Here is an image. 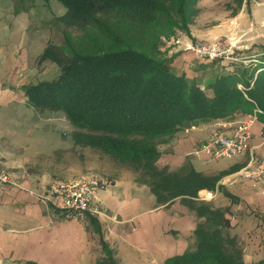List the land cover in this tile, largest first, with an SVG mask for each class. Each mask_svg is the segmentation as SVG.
<instances>
[{"label": "crops", "instance_id": "crops-1", "mask_svg": "<svg viewBox=\"0 0 264 264\" xmlns=\"http://www.w3.org/2000/svg\"><path fill=\"white\" fill-rule=\"evenodd\" d=\"M255 1L197 0L189 33L182 32L168 41L181 49L171 57H175L174 64L189 66L197 57L191 47L226 36L234 23H242L250 3L257 15L260 3L253 6ZM9 14L0 10V162L13 173L18 185L0 192V264H98L102 260H97L91 242L96 235L100 245L103 242L108 247L115 264H166L194 251L200 221L196 213L182 198L158 204L150 188L138 183L131 171L114 169L104 181L100 179L103 189L96 191L102 211L99 216L80 218L33 195L59 182L52 177L57 162L53 161L51 168L47 162L56 153L74 148V143L53 134L60 124L39 119L28 104L24 92L29 86L28 73L14 72L28 55L29 15L17 10ZM255 118L249 149L241 156L215 159L195 154L213 134L224 130L219 124L233 127L240 120L230 119L199 122L178 132L160 146L157 162L159 169L169 172L190 163L197 173L219 179L214 192H199L197 202L239 214H228V218L230 236L244 240V264H264V197L243 177L254 159L264 158V115Z\"/></svg>", "mask_w": 264, "mask_h": 264}, {"label": "trees", "instance_id": "trees-1", "mask_svg": "<svg viewBox=\"0 0 264 264\" xmlns=\"http://www.w3.org/2000/svg\"><path fill=\"white\" fill-rule=\"evenodd\" d=\"M14 1L23 6L29 0ZM56 1L66 8L59 21L68 29L97 35L88 33L80 49L67 38L61 47L48 46L40 61L55 63L60 74L25 87L28 104L37 112L63 113L75 128L74 148L100 151L128 168L158 204L182 198L196 213L195 250L166 264H244L228 233L229 211L197 202L199 192H214L219 179L197 173L190 163L169 172L157 162L160 146L196 123L248 119L256 109L264 113V53L253 70L222 73L203 89L197 76L179 73L175 57L166 59L159 51L163 38L177 30L189 33L197 0ZM101 245L108 258L98 264H115Z\"/></svg>", "mask_w": 264, "mask_h": 264}, {"label": "rangeland", "instance_id": "rangeland-1", "mask_svg": "<svg viewBox=\"0 0 264 264\" xmlns=\"http://www.w3.org/2000/svg\"><path fill=\"white\" fill-rule=\"evenodd\" d=\"M257 3H260L259 13L257 15L252 13L250 3L244 13V19L241 20L242 23H234L232 29L228 31L226 36H220L211 42L201 41L194 44L213 46L217 43L225 42V45L233 46L232 51L226 58L206 60L196 57L195 61L189 64V66H183V68L176 67V71H179V73H188V75L192 77L197 76V81L202 88L205 89L211 79L222 73H232L238 69H246L247 71L253 70L256 65L255 63L262 58V54L264 53V0L255 1L253 6H256ZM235 4L234 2L233 5ZM24 6H26L27 10L19 12H24L29 15L28 29L26 31L27 38L29 39V49L28 55L23 59L22 66L18 67L14 73H28L29 85L38 84L43 81H52L58 78L60 70L59 67L51 61H40V57L45 49L50 45L56 47L65 45L66 38L68 43H71L72 47L80 49L82 46L84 47L85 43L83 40L88 33L90 35H97V33L93 32L92 29L86 32L73 28L68 29L59 21V18L66 13V8L56 0H29L23 6L20 1L0 0V10L7 15L9 13L12 14L16 10L18 11L19 8ZM195 15L196 13L193 14L191 21ZM91 32H93V34ZM153 33L154 32H152V34ZM157 33L158 32H155L153 36ZM180 34H182V31L177 30L176 35L170 39L163 38L161 40L159 51L163 54L164 58L171 59L175 52L181 50L177 46L168 44V41L176 39V36H181ZM98 38H100L98 41L104 44V36L99 34ZM151 38L152 36L150 39ZM180 47L182 49L185 48L181 45ZM97 51H99V48ZM14 58H16L15 55ZM12 62L14 65L15 61L13 60ZM8 63L9 60L6 61V64ZM36 113L38 118L41 117L45 120L51 119L58 122L60 126L57 127V130L53 131V134H58L62 139H66L64 141L71 139L73 142L72 134L75 132V128L67 121L63 113H54L50 111H36ZM233 129H235V126L232 128L228 127L220 132L225 131V133L231 134ZM228 131H230V133ZM62 153H64V155ZM53 161L57 162L58 167L54 168L55 173L53 172L54 175L52 177L59 182L86 179L102 185L101 180L104 181V178L106 179L110 171L114 169L128 170V168H124L120 166V164L110 160L104 153L90 148H72L69 151H60L56 153L54 158H50L47 162L50 168L52 167ZM69 176L71 180H67ZM222 204L223 203H220V205ZM222 209H225V207H222ZM235 213L236 212L230 211L229 214L233 217L239 216V214L235 215ZM228 233L233 235L230 230ZM93 237L91 242L94 255L98 261H103L105 255L97 238L98 236L96 235V237ZM237 243L243 251L242 246L244 245V240L241 239V241H237Z\"/></svg>", "mask_w": 264, "mask_h": 264}, {"label": "built area", "instance_id": "built-area-1", "mask_svg": "<svg viewBox=\"0 0 264 264\" xmlns=\"http://www.w3.org/2000/svg\"><path fill=\"white\" fill-rule=\"evenodd\" d=\"M225 42L213 46L194 45L191 50L197 57L206 60L224 59L232 51L233 46H227ZM255 115L248 119H240L231 134L216 132L207 142L200 146L196 155H207L215 159H231L245 154L252 140L251 128L257 114L264 113L256 109ZM226 129L231 126L219 124ZM243 177L251 181L264 197V158H256ZM17 179L0 162V192L6 188L16 187ZM103 189V185L96 182L81 179L70 183L57 182L41 194H33L38 200L52 205L54 208L67 213H74L77 217L99 216L102 214L96 202L97 189Z\"/></svg>", "mask_w": 264, "mask_h": 264}]
</instances>
